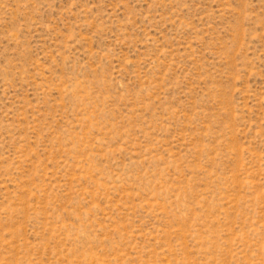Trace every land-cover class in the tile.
<instances>
[{"label": "rangeland", "instance_id": "rangeland-1", "mask_svg": "<svg viewBox=\"0 0 264 264\" xmlns=\"http://www.w3.org/2000/svg\"><path fill=\"white\" fill-rule=\"evenodd\" d=\"M0 264H264V0H0Z\"/></svg>", "mask_w": 264, "mask_h": 264}]
</instances>
